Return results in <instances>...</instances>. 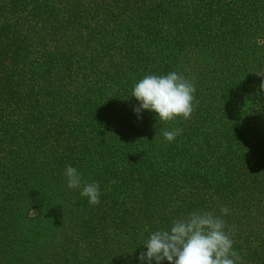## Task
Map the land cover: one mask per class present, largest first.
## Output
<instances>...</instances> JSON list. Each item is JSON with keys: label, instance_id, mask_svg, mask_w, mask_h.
<instances>
[{"label": "trees", "instance_id": "16d2710c", "mask_svg": "<svg viewBox=\"0 0 264 264\" xmlns=\"http://www.w3.org/2000/svg\"><path fill=\"white\" fill-rule=\"evenodd\" d=\"M169 72L195 76L191 118L138 119L134 85ZM260 75L264 0H0V264H141L196 210L264 264Z\"/></svg>", "mask_w": 264, "mask_h": 264}, {"label": "clouds", "instance_id": "9594fccd", "mask_svg": "<svg viewBox=\"0 0 264 264\" xmlns=\"http://www.w3.org/2000/svg\"><path fill=\"white\" fill-rule=\"evenodd\" d=\"M264 77V75H260ZM195 76L191 79L177 72L166 75L149 74L134 85L131 97L139 102L134 108L138 119L142 110L156 114L157 120L168 123L183 118L188 120L194 112ZM264 89V82L260 85ZM198 104V101L196 102ZM181 129L163 131L166 141L172 142ZM64 175L69 189H81L89 205L100 203V187L96 182H86L77 169L66 167ZM115 183V181H112ZM227 215L229 209L221 207ZM235 226L226 222L213 211L196 210L173 219L171 225L150 233L142 245L147 249L138 257L141 264H243L242 257L234 250Z\"/></svg>", "mask_w": 264, "mask_h": 264}]
</instances>
